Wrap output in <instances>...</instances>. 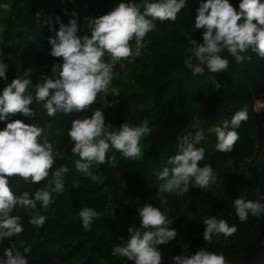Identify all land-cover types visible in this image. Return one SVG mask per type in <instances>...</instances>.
Here are the masks:
<instances>
[{
	"label": "trees",
	"instance_id": "trees-1",
	"mask_svg": "<svg viewBox=\"0 0 264 264\" xmlns=\"http://www.w3.org/2000/svg\"><path fill=\"white\" fill-rule=\"evenodd\" d=\"M119 0H0L8 8H0V50L8 63L7 79L0 81V89L13 78L29 77L32 83L27 94L34 97L30 107L35 115L27 118L19 113L11 119L40 127L44 134L52 137L58 154L48 170L49 175L39 183L26 182L18 176L9 177L12 191L33 193L47 186L52 172L61 165L69 171L64 174L65 188L61 193H53V203L41 209L46 216L42 226L29 223L30 213L20 205L14 207L10 215L19 217L22 232L0 241V259L6 249L14 248L23 253L25 246H31L25 254L27 264H133L126 257L113 254V247L127 242L129 226H139L136 211L145 203L161 206L164 214L172 220L176 237L158 248L164 259L179 255L185 243L189 248L184 255L193 254L206 246L208 251L222 253L228 264H264V214L259 218L249 214L241 222L233 204L235 198L257 200L264 197V114L252 110L253 103L264 93V57L249 49L242 55L250 57L237 62L235 57L221 52L228 59L225 71L212 73L205 66L203 74H193L184 60L190 55V40L202 41V29L193 27L198 0H187L177 14L176 21H154L156 27L142 40L145 52L130 64L133 81L138 85L149 109L142 111L120 103L113 95L98 93L95 103L85 112L57 113L49 116L43 101L35 99V84L44 76L55 78L58 73L50 71L53 62L62 58L48 54V38L55 34L59 25L55 17L67 24L76 12L79 26L78 35H83V18L87 15H103ZM233 7L239 0H229ZM140 4L141 0H135ZM141 7V11H142ZM49 21L52 31L49 30ZM133 51L135 39L130 42ZM105 62L108 53L105 52ZM195 63V60L193 61ZM220 84L216 88L213 81ZM206 96L213 98L220 112V125L239 110H247V120L241 121L236 132L239 139L230 152L214 146L204 153L200 166L210 164L216 177L208 188H195L192 196L167 197L160 192L158 173L165 166L169 156L176 152L177 144L169 141L168 133L179 128L181 134L193 133L192 124L197 107ZM108 102L110 106H104ZM102 108L106 132L118 131L120 124L128 122L139 125L143 120L150 122L152 132L141 137L142 155L127 158L111 146L106 152L104 163H97V180L75 168L80 159L71 151L72 141L68 137L71 121L78 117L90 116L91 112ZM111 124V126H109ZM5 122H0V129ZM106 139V136L102 135ZM44 139V138H43ZM262 154L257 163L244 166L255 155ZM93 174V170L90 168ZM77 183L78 187H73ZM195 187V186H194ZM162 194L161 198H157ZM264 203V200H261ZM132 204V205H128ZM110 205H122V217L126 226L122 228L121 218L109 212ZM84 207L94 208L99 216L92 221L90 230L82 227L78 213ZM39 208V204H38ZM215 216L236 226V232L225 238L222 234L205 245L202 237L203 220Z\"/></svg>",
	"mask_w": 264,
	"mask_h": 264
},
{
	"label": "clouds",
	"instance_id": "clouds-1",
	"mask_svg": "<svg viewBox=\"0 0 264 264\" xmlns=\"http://www.w3.org/2000/svg\"><path fill=\"white\" fill-rule=\"evenodd\" d=\"M186 3L187 0H141L137 4L135 0H119L107 13L90 18L88 31L83 35H78L80 29L75 11L67 24L61 22L59 16L55 17L59 27L48 38L51 46L48 54L62 58V61L51 65L50 71L58 73L55 78L45 75L42 82L35 84V99L44 102L49 116H55L58 112L88 111L98 93L109 91L113 63L121 58L139 55L143 38L156 27L154 21H176L177 14ZM198 3L193 27L203 30L202 41L190 40V55L184 60L185 66L193 74H203L205 66L212 73L225 71L229 61L222 57L223 50H227L237 62L250 59L242 55L249 49L264 57V0H239L237 7H233L229 0H198ZM0 8L7 9L8 5L0 4ZM49 30H53L50 21ZM133 38L135 51L130 45ZM105 52L111 56L113 63L105 62ZM8 67L3 50H0V81L7 79ZM213 82L219 89L220 84L215 80ZM31 83L29 77L13 78L0 89V122H5L0 129V241L23 230L19 217L10 215L17 205L28 210L29 223L37 227L44 224L46 216L41 214V209H47L53 203V193L64 190V174L69 171L61 165L52 172L47 186L33 193L25 191L16 195L9 185V177L12 176L39 183L49 175L48 170L54 163L53 144L42 138L43 130L20 119H11L16 113L29 119L35 115L30 107L34 97L27 94ZM111 91L113 94L116 92L114 88ZM104 106L110 105L106 102ZM247 118V110L241 109L230 121L225 120L221 125L208 129L209 133L215 134L217 150H232L239 139L235 129ZM151 132L147 119L139 125L123 122L118 131L106 132L102 108L92 111L90 116L73 119L68 137L73 142L71 151L80 157L75 161V168L96 180L97 177L90 171L91 165L105 162L110 144L124 157L138 158L142 155L140 139ZM205 139V132L201 129L194 134L177 136L176 152L167 158L157 176L161 181L158 185L160 192L180 196L189 191L190 184L206 189L215 182L211 165H199L205 150L198 145ZM78 186L73 183V187ZM261 200L264 197L255 201L235 198L233 204L238 219L244 222L249 214L257 218L264 214ZM78 215L82 227L90 230L92 221L99 213L94 208L84 207ZM136 215L139 226L127 228L129 235L126 244L114 246L113 254L126 257L133 264H162L158 246L175 239L176 229L171 227L173 221L151 203L139 207ZM203 226L205 245L210 244L214 237L222 234L227 238L237 230L235 225L230 226L226 220L215 216L206 217ZM30 249L31 246H25L23 253L14 248L6 249L0 264H27L25 254ZM171 264H228V261L222 253L208 251L206 246H202L191 255L173 256Z\"/></svg>",
	"mask_w": 264,
	"mask_h": 264
},
{
	"label": "rangeland",
	"instance_id": "rangeland-1",
	"mask_svg": "<svg viewBox=\"0 0 264 264\" xmlns=\"http://www.w3.org/2000/svg\"><path fill=\"white\" fill-rule=\"evenodd\" d=\"M98 17V16H95ZM89 21L83 24V30L88 29ZM145 52L144 47L141 46L139 49V55L135 56L134 58L128 59L124 62L123 67H113L112 75H111V84L109 86V91L107 93H103L102 97L106 94L113 95L120 103L125 104L130 108L139 109L142 111H147L149 109V104L147 100L143 98V93L141 92L138 85L133 81L132 76V69L130 68V64L133 63L134 59L141 56ZM115 89V94L112 93L111 89ZM252 110L256 114H264V93L259 97L257 101L253 103ZM221 115L217 107L214 105L213 98L211 96H206L202 103L197 107L195 112V117L193 119L192 130L195 133L196 130L201 129L205 132L206 139L201 141L198 147L204 148V153H208L214 146V134L209 133L208 129L212 126L220 125ZM181 135V130L179 128H174L168 133L169 141L174 142L177 144V136ZM44 139L48 140L50 143L53 144L54 152L53 157L58 154L57 146L54 145L52 141V137L48 134H44ZM260 159H262V154L260 152H256L251 158H249L245 163L244 166L257 163ZM91 169L93 170V175H95L98 179L99 174L97 173V163H93L91 165ZM195 187L194 185L190 184L189 191L182 194L183 197L187 195L192 196L194 194ZM167 197H172L174 193H166ZM162 194H158L157 198H161ZM132 205V204H128ZM159 208L162 212H164L163 208L159 205L155 206ZM109 212L116 217L121 218V226L122 228L126 226V221L122 217L123 207L122 205H110ZM138 224H139V217H138ZM205 242V241H204ZM189 248V244L185 243L183 248L180 249L179 254H184L185 250ZM166 260L162 258V262Z\"/></svg>",
	"mask_w": 264,
	"mask_h": 264
},
{
	"label": "built area",
	"instance_id": "built-area-1",
	"mask_svg": "<svg viewBox=\"0 0 264 264\" xmlns=\"http://www.w3.org/2000/svg\"><path fill=\"white\" fill-rule=\"evenodd\" d=\"M95 16H97L96 14L95 15H87L83 18L82 22L83 24L87 23V21L90 20V18H94ZM82 31L84 32V34L88 31L87 30H83V27H82ZM135 51V50H134ZM135 56L137 55H132L130 57H127V58H121L119 59L118 61H116L115 63L112 62V58L111 56L108 54V63H113V67H119V66H122L124 65V62H126L128 59H130L131 57L134 58ZM172 258V257H171ZM171 258H168L166 260H164L162 262V264H171Z\"/></svg>",
	"mask_w": 264,
	"mask_h": 264
}]
</instances>
